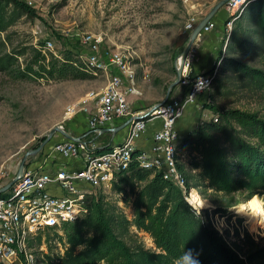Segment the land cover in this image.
<instances>
[{
  "label": "rangeland",
  "instance_id": "374dc122",
  "mask_svg": "<svg viewBox=\"0 0 264 264\" xmlns=\"http://www.w3.org/2000/svg\"><path fill=\"white\" fill-rule=\"evenodd\" d=\"M20 1L31 8L33 15L18 20L0 36V59L11 55L14 60L7 70H0V190L12 182L25 156L24 167L42 166L53 152L50 149L44 156L43 148L48 145L49 149L57 139H62L61 131L69 134L83 131L74 132L72 121L78 120L84 125V120L95 109V102L89 95L96 96L107 83V76L102 72L89 73L84 80L19 77L31 60V49L37 44L52 43L53 50L46 52L50 58V54L61 55L69 49H82L80 37L90 34L97 38L101 49L111 48L125 54L140 93L131 98V103L143 109L164 100L181 65L182 79L183 76L195 78L217 67L214 83L205 94L202 106L187 121L188 132L215 117L220 119L227 111L254 113L264 119V85L235 73L228 64L229 60H234L264 72L261 38L255 25L264 3L240 10L228 37L222 24L229 12L226 5L219 8L211 19L215 24L213 31L196 39L183 61L192 32L222 0ZM21 52L25 55L19 56ZM174 89L170 95L176 94ZM68 108L74 112L70 113ZM57 128L60 130L49 137ZM87 139L107 145L113 135H89ZM185 152V161H192L193 154ZM197 172L188 170L191 175ZM198 191L200 199L208 201L209 206L203 209L204 215L211 211L212 215L219 214L228 221L234 219L233 227L225 234L228 244L236 241L235 233L243 238L246 232L257 246L264 245V228L246 223L250 217L231 211L251 199L249 194L225 195L205 190L202 185ZM97 197H102L111 210L123 214L128 221L133 219V194L128 190L118 193L108 185L94 192V198ZM122 239L130 246L141 244L153 250L149 236L137 232L134 227H127ZM236 243L240 246L237 252L243 258L254 248L245 238ZM30 248L35 264H42L47 257L56 259L63 253L53 232H41L40 236L32 237Z\"/></svg>",
  "mask_w": 264,
  "mask_h": 264
},
{
  "label": "built area",
  "instance_id": "2783aa9c",
  "mask_svg": "<svg viewBox=\"0 0 264 264\" xmlns=\"http://www.w3.org/2000/svg\"><path fill=\"white\" fill-rule=\"evenodd\" d=\"M264 0H228L229 15L222 24L227 37L240 10ZM227 20V21H226ZM191 28V25H190ZM215 24L210 20L196 39L209 35ZM82 49H69L92 74L102 72L107 76L104 89L96 96L89 95L95 109L84 120L85 131L80 135L64 132L51 146L53 152L42 166L24 167L12 178L13 184L0 197V264H35L30 241L39 232L59 229L64 224L75 223L90 211L94 192L111 185L118 173L126 172L134 162L152 174L176 187L187 204H192L203 226L210 225L225 239L226 230L233 227L234 219L219 214L206 216L198 213L200 200L197 188L187 186L182 166H185L181 144L188 131L181 126L202 106L204 96L212 87L217 67L195 78L180 77V82L165 103L143 109L133 105L132 97L139 95L134 71L128 57L111 48H100L97 38L90 34L80 37ZM45 54L51 52L52 43L34 45ZM55 58L58 55L53 54ZM183 71L181 73V76ZM202 77L209 89L196 93V98L185 103L193 93L194 84ZM70 113L74 110L68 108ZM218 118L212 119L217 122ZM118 129L117 132H113ZM122 133L107 145L88 141L89 135ZM48 146V145H47ZM43 148L44 156L50 149ZM99 149V151H98ZM233 232L232 230L230 231ZM243 236V235H241Z\"/></svg>",
  "mask_w": 264,
  "mask_h": 264
},
{
  "label": "trees",
  "instance_id": "16d2710c",
  "mask_svg": "<svg viewBox=\"0 0 264 264\" xmlns=\"http://www.w3.org/2000/svg\"><path fill=\"white\" fill-rule=\"evenodd\" d=\"M32 15L23 1L0 0V36L18 20ZM255 25L264 57V7ZM47 56L32 48L31 60L19 77L62 81L84 80L91 74L70 50L59 58ZM0 61V70L5 71L14 60L5 55ZM228 64L235 73L264 85L263 71L234 60ZM181 149L193 154V160L181 167L187 186L199 189L202 185L205 190L225 195L246 192L264 196V119L257 114L233 110L216 123L203 122L187 133ZM189 168L198 172L191 175ZM111 189L133 194V219L128 221L123 214L111 210L102 197L93 198L89 213L75 223L64 224L59 229L62 235L56 230L45 231L57 236L63 253L56 259L47 257L42 264H174L187 249L200 253V264H264V245L257 246L246 232L243 238L235 233L237 242L245 238L254 245L241 257L236 241L228 244L210 225L203 226L181 192L159 173L152 174L133 162L128 171L115 175ZM130 226L149 236L153 250L141 244L130 246L122 239Z\"/></svg>",
  "mask_w": 264,
  "mask_h": 264
},
{
  "label": "clouds",
  "instance_id": "9594fccd",
  "mask_svg": "<svg viewBox=\"0 0 264 264\" xmlns=\"http://www.w3.org/2000/svg\"><path fill=\"white\" fill-rule=\"evenodd\" d=\"M193 88V93L186 97L185 103L194 100L196 98V93L203 92L205 89H209V84L202 77H198ZM196 204L198 206L197 214L201 217L202 210L209 206L208 201H205L203 198H201L196 202ZM188 206L194 212L197 211L196 208H193L192 204H189ZM231 211L235 212L237 215H246L256 220L257 224L261 228H264V196L259 194L254 195L248 201L241 202ZM199 255L200 253L194 251L193 249L184 250L183 253L175 259L174 264H200Z\"/></svg>",
  "mask_w": 264,
  "mask_h": 264
},
{
  "label": "water",
  "instance_id": "95a60500",
  "mask_svg": "<svg viewBox=\"0 0 264 264\" xmlns=\"http://www.w3.org/2000/svg\"><path fill=\"white\" fill-rule=\"evenodd\" d=\"M227 1H228V0H222V1H220L215 7H213V9H212V10L206 15V17L201 21V23H200V24L194 29V31H193L192 34H191L190 42H189L187 48L185 49V51H184V53H183V58H182L183 61L186 59V57H187L189 51L191 50V47H192L194 41L196 40L198 34L202 31V29L205 27V25H206V24H207V23H208V22L214 17V15H215V13L217 12V10H218L219 8L223 7V6L227 3ZM182 70H183L182 65H181L179 68H177V78H176V81L170 85V89H169V91L167 92V94H166L164 100L161 102L162 104L165 103V102L168 100V98H169V96H170V92H171V90L174 89V88L179 84ZM59 130H60V129H58V128H57V129H54V130L50 133V136H49V137H51L55 131H59ZM117 131H118V129H115L113 132L115 133V132H117ZM61 133H62L63 135H65L66 137L70 138V137H69L68 135H66L64 132L61 131ZM25 159H26V156L23 158V160H22V162H21V164H20V166H19V168H18V172H17V174H20V173L22 172V170H23V168H24V162H25ZM12 184H13V181H12L8 186H6L5 188L1 189V190H0V194H2V193H4L5 191H7V190L11 187ZM251 197H252V196H251Z\"/></svg>",
  "mask_w": 264,
  "mask_h": 264
},
{
  "label": "crops",
  "instance_id": "0c3cea01",
  "mask_svg": "<svg viewBox=\"0 0 264 264\" xmlns=\"http://www.w3.org/2000/svg\"><path fill=\"white\" fill-rule=\"evenodd\" d=\"M257 4V3H256ZM188 121V120H187ZM187 121L181 126V128L182 129H186L187 130ZM72 129H74V132H76V130H78V129H83V131L81 130V131H79V132H76V133H74V135H80L82 132H84L85 131V125H81V123L77 120H74V121H72V127H71ZM196 129V128H195ZM189 130V129H188ZM187 130V131H188ZM106 135H108V134H106ZM122 133H119L117 136H115V138H114V136H113V139H115V141L116 142H118V141H120L121 140V138H122ZM58 140V139H57ZM49 149H50V147H49Z\"/></svg>",
  "mask_w": 264,
  "mask_h": 264
},
{
  "label": "bare ground",
  "instance_id": "6f19581e",
  "mask_svg": "<svg viewBox=\"0 0 264 264\" xmlns=\"http://www.w3.org/2000/svg\"><path fill=\"white\" fill-rule=\"evenodd\" d=\"M50 148H51V147H50ZM241 216H243V215H241ZM246 223H248V224H250V225L253 224V223L257 224L256 220H254V219H252V218L250 219V221H247V220H246ZM255 224H254V225H255Z\"/></svg>",
  "mask_w": 264,
  "mask_h": 264
}]
</instances>
